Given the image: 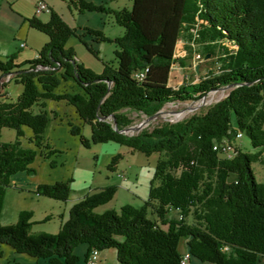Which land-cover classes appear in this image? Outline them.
I'll return each instance as SVG.
<instances>
[{"label": "trees", "instance_id": "1", "mask_svg": "<svg viewBox=\"0 0 264 264\" xmlns=\"http://www.w3.org/2000/svg\"><path fill=\"white\" fill-rule=\"evenodd\" d=\"M75 5L109 12L85 0ZM115 15L126 30L114 40L117 66L105 65L101 73L86 67L67 47L71 37L83 38L54 9L47 22L27 19L31 28L49 38L37 57L18 62V54L12 53L0 59V216L12 177L34 171L31 164L38 152L23 146L24 127L32 130L30 142L41 155L54 152L43 136L51 99L67 101L82 124L91 127L88 139L82 125L69 122L71 134L79 136L83 146L114 141L146 156L160 154L148 199L141 207L127 204L120 213H99L117 190L101 188L71 207L56 234L33 232L32 212L22 211L15 224L0 223V244L49 264H76L74 251L80 244L87 245L85 264L93 249L110 248L116 249L118 264H181L179 242L186 238L188 250L202 262L260 264L264 182L257 180L253 164H264V0H133L130 10ZM86 30L94 40L105 39L101 31ZM182 39L202 44L206 53L221 48V69L173 88L169 80ZM140 71L146 72L142 81L135 77ZM68 79L78 91L56 93ZM12 81L23 86L15 99L7 89ZM226 86L231 87L229 94L205 112L132 135L122 132L133 123L129 111L150 117L166 103L197 100ZM4 128L16 131V141H1ZM238 133L250 139L254 152L236 144L233 156L225 157L214 149L224 140L234 143ZM120 158H112L110 171H116ZM35 192L67 201L71 187L58 181L38 184ZM190 216L194 220L189 221Z\"/></svg>", "mask_w": 264, "mask_h": 264}, {"label": "rangeland", "instance_id": "2", "mask_svg": "<svg viewBox=\"0 0 264 264\" xmlns=\"http://www.w3.org/2000/svg\"><path fill=\"white\" fill-rule=\"evenodd\" d=\"M36 0H0V57L2 60L13 52L21 54L23 61L31 60L35 56V48H42L48 42V36L38 30L32 29L27 19L37 17L40 20H47L48 12L36 16ZM54 10L72 27H78L80 16L76 9L75 2L78 0H46ZM133 0H108L106 24L100 30L105 36L104 40H87L94 52L85 46L83 40L78 36L69 39V46L75 50L78 57L82 58L85 66L95 72L98 69L104 70L105 65L117 66L115 52L118 47L115 38L125 33V27L116 20L115 13L118 11L130 10ZM45 22V21H44ZM26 42L28 47L20 48V44ZM227 45L229 43L226 42ZM37 46V47H36ZM223 55L221 48H217L214 54L206 53L204 46L198 42L190 43L185 40L178 42L177 61L173 64L169 85L178 88L186 83H197L212 72L221 69L220 57ZM25 58V59H24ZM1 74V72H0ZM17 83L12 81L8 85V91L16 92ZM231 87H223L211 91L208 95L197 100L174 101L166 103L157 117L149 119V116L135 111H129L133 123L130 126H138L145 119L141 127L131 130V134L139 133L144 129H151L154 126L165 122H177L194 113L205 112L211 105L225 98ZM78 86L73 79L62 80L60 86L55 89L56 93L76 92ZM47 111L50 121L43 134L44 141L49 144L53 153L48 157L41 155L34 143L30 142L33 132L30 128L24 127V136L21 138L25 147L37 149V156L31 164L33 172H20L11 179L10 186L6 189L4 204L0 216V223L3 226L15 224L22 211H31L34 222L32 231L48 232L56 234L69 218L71 207L79 202L86 195L96 192L104 187L116 186L117 190L113 199L105 205L100 206L97 212L107 210L121 212L123 206L130 204L141 207L149 197V185L153 181V174L160 154L155 153L146 156L142 152L133 151L125 145L114 141L91 144L89 148L82 145L80 137L71 134L69 122L82 125V132L91 139V127L82 124L75 108L65 100H47ZM17 133L14 129L4 128L2 130V142H14ZM235 144L248 152H254L250 139L247 136L236 139ZM45 153L49 149H44ZM120 155V160L115 172L108 169L114 156ZM225 156L224 154H221ZM253 168L257 180L264 182V164L255 162ZM124 177L128 180L125 181ZM151 178V179H150ZM58 181L69 182L71 194L67 201H60L53 198L39 196L36 192L38 184H54ZM148 192V194H147ZM149 216L152 217L151 213ZM174 217L179 218V214ZM194 220L193 216L189 221ZM187 244L186 238L179 242L181 255L185 253ZM74 254L79 257L76 264H85L87 254L86 244L76 247ZM105 264H118L115 248L103 251ZM17 262L20 264H49L45 259H38L26 253H19L10 245L0 244V263L8 264ZM98 264H104L98 262ZM212 264V263H209ZM260 264H264L261 258Z\"/></svg>", "mask_w": 264, "mask_h": 264}, {"label": "crops", "instance_id": "3", "mask_svg": "<svg viewBox=\"0 0 264 264\" xmlns=\"http://www.w3.org/2000/svg\"><path fill=\"white\" fill-rule=\"evenodd\" d=\"M37 1H38V0L35 1L34 7L36 6ZM85 1H87V2H91V3H93V4H95V5H98V6H104V7H106V4H107V2H108V0H85ZM49 4H50V3H49ZM50 6H51L52 9H54L53 6H52L51 4H50ZM75 6H76V9L78 10V13H79V16H80V22H79V24H78V27H75L74 25H72V27L78 29L77 33H78L79 35H81L82 38H83L85 41H87V40H89V39H92V40H93V38H92L93 36L90 35L89 33H87V30H86V29L90 28V29L98 30V31L103 30L104 27H105V24H106V16H107V12H106V11H101V10H88V9H81L80 5H75ZM106 8H107V7H106ZM35 14H36V12H35ZM42 14H43V13H42ZM42 14H41V15H42ZM49 14H50V13H49ZM36 16H39V15H36ZM49 19H50V16H49V18H48L47 20H44V21L47 22ZM32 29H33V28H32ZM35 30H36V29H35ZM48 40H49V38H48ZM68 42H69V41H68ZM68 42H67V47H72V46H69ZM25 43H26V42H25ZM25 47H28V44H27V43H26V46H24V47H22L21 44H20V48H21V49H22V48H25ZM36 47H37V46H36ZM40 49H41V48H35V56L33 55V56H30V57H31V58H33V57H37L38 51H39ZM13 53H17V54H18V62H23V58L21 57L22 52H21V54H19L18 52H13ZM9 55H10V54H9ZM7 56H8V55H7ZM77 58H78V60H80V61L83 62L82 58H81V57L79 58L78 55H77ZM0 59H1V57H0ZM24 59H25V58H24ZM83 63H84V62H83ZM84 64H85V63H84ZM98 71H99V72H97V73H101V72L103 71V69L100 68V69H98ZM2 77H3V74H0V80L3 79ZM5 80H7V78H5ZM22 90H23V86L18 84V86L16 87V92H14L13 94H11V93L8 91V92H9V96H10L11 98L15 99V98H17V97L21 94ZM75 113L77 114L76 109H75ZM77 115H78V114H77ZM78 117H79V115H78ZM78 119H79V121H81L80 117H79ZM150 179H151V178H150ZM124 180L127 181L128 179H125V178H124ZM150 186H151V184L149 185V189H150ZM147 194H148V192H147ZM175 214H177L176 211H172V212H171V215H172V216H174ZM18 218H19V217H18ZM188 240H189V239H186V244L188 243ZM86 246H87V245H86ZM187 250H188V246L186 247L185 252H186ZM102 254H103V252H101V254H100V260H99V262L105 264V256H103ZM190 263H191V264H209V262H202L201 260H199V259H197V258H195V257H192Z\"/></svg>", "mask_w": 264, "mask_h": 264}, {"label": "built area", "instance_id": "4", "mask_svg": "<svg viewBox=\"0 0 264 264\" xmlns=\"http://www.w3.org/2000/svg\"><path fill=\"white\" fill-rule=\"evenodd\" d=\"M51 6L50 4L46 1V0H38L35 6V12L36 15H41L44 12H48L51 13ZM21 46L24 47L26 46L25 42L21 43ZM145 71H140L135 73V77L142 81L145 78ZM243 134L242 133H238L236 139L242 138ZM235 142H230L228 140H224L222 142H218L215 143L214 145V149L221 153L226 155L227 157H232L234 154V148H235ZM125 179H127L126 177H124ZM182 218V216H180V219ZM100 250L99 249H93L87 259V264H98L99 260H100ZM192 254L189 250H187L180 259L181 264H191L190 261L192 259Z\"/></svg>", "mask_w": 264, "mask_h": 264}, {"label": "water", "instance_id": "5", "mask_svg": "<svg viewBox=\"0 0 264 264\" xmlns=\"http://www.w3.org/2000/svg\"><path fill=\"white\" fill-rule=\"evenodd\" d=\"M2 78H3V77H2ZM226 87H228V86H226ZM203 97H204V96H203ZM203 97H202V98H203ZM160 111H161V110H159L155 115L150 116L149 119H152V118L157 117L158 114L160 113ZM102 119H106V118L103 117ZM146 120H148V119H145L144 121H142L137 127H136V126H129V127L125 128V129H123L122 132L125 133V134L132 135V134L130 133V131H131V130H134V129L138 128V127H141V126L143 125V123L146 122ZM114 126H115L116 129H118V128H117V122H116L115 118H114Z\"/></svg>", "mask_w": 264, "mask_h": 264}]
</instances>
